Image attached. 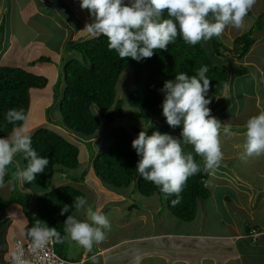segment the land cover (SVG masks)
Here are the masks:
<instances>
[{
    "label": "trees",
    "instance_id": "16d2710c",
    "mask_svg": "<svg viewBox=\"0 0 264 264\" xmlns=\"http://www.w3.org/2000/svg\"><path fill=\"white\" fill-rule=\"evenodd\" d=\"M263 15L264 12L259 18ZM257 26L260 27L256 20L250 29L236 36L232 48L213 37L210 40L209 54L201 43L190 45L178 36L175 43L167 46V50H156L151 58L141 61L132 58L121 60L116 52L109 51L107 38L103 35L78 42L71 41L69 50L73 49L79 56L70 57L64 63L63 88L60 97L55 96V100H59V113L64 127L69 133L79 137L74 140L68 138L56 127H37L31 135L32 147L38 155L48 158L49 164L45 172L37 174L33 182L43 192L33 206L27 194L0 199V210L19 204L27 218L25 233L39 220L42 226L54 227L62 237L65 236L64 221L75 210L72 208L73 201L75 197L85 195L71 183L54 186L53 179L58 172H62V179L84 181L89 167L84 168L78 177L67 173L79 166L81 150L77 141L82 139L89 147L86 150L90 152L89 160L91 159L95 176L108 188L127 189L134 183L137 194L143 197L162 195L165 207L175 217L185 222L193 221L198 213V201L207 200L210 196L206 186L209 173L204 170L202 157L193 152L201 170L188 179L181 193V202L173 206L171 201L175 199L174 195L161 192L137 172L140 157L132 147V141L142 130L147 135L160 131L177 137L174 129L167 123L154 122V118L163 114V84L166 80L174 79L176 74L185 72L192 76L201 66H207L209 92L215 95L222 92L230 77L234 79L245 75L249 66L235 62L234 58L242 59L249 52L255 42L252 35L255 28H259ZM125 66L133 67L132 88L126 92L125 98H118L116 86ZM47 83L45 76L25 68L0 65V137L10 135L14 127L6 122V112L9 109H23L27 116L31 103L29 90L44 88ZM124 104L128 105V110ZM239 106L236 110L242 108V104ZM123 118H129L133 122L141 119L148 126L144 129L134 126L129 130L123 124L113 125ZM99 134V139L93 142ZM188 151H193L191 145L185 146V152ZM23 161L26 167L27 160L24 157ZM7 179L12 177L6 175L5 181ZM65 204L69 205V212L60 215ZM56 245L57 243L55 250Z\"/></svg>",
    "mask_w": 264,
    "mask_h": 264
},
{
    "label": "clouds",
    "instance_id": "9594fccd",
    "mask_svg": "<svg viewBox=\"0 0 264 264\" xmlns=\"http://www.w3.org/2000/svg\"><path fill=\"white\" fill-rule=\"evenodd\" d=\"M256 3L257 0H80V7L87 9L93 18L84 28L90 38L103 35L107 38L109 51L116 52L121 60L141 61L151 58L156 50H167L178 36L185 43L196 45L222 36L229 26L245 30L246 17ZM208 71L207 66H201L192 76L180 72L163 84L162 113L170 127L182 125L180 138L160 131L147 135L142 130L132 141V147L140 157L137 172L161 192L174 195L173 206L181 202L188 179L201 170L193 152L202 157L205 171L215 172L224 157L221 136L234 138L240 135L231 125L221 123L211 115L208 107L211 99L206 98L210 90ZM224 87L225 91L217 98H230L228 86ZM5 120L14 127L10 136L0 137V188L6 186L5 176L18 154H23L27 166L21 168L18 162L15 163L11 176L21 183L35 181L37 174L45 172L49 164L48 158L38 155L32 147L31 135L22 126L26 120L24 110L9 109ZM243 136L242 160L264 156V112L247 119ZM188 145L193 151L185 152ZM89 168V172L94 173L92 167ZM72 208L77 214L84 213L86 219L69 214L64 221L63 237L56 228L42 226L39 220L27 230L25 235L31 239L32 252H39L49 244L63 243L68 238L91 251L94 245L107 238L106 233L112 230L110 221L106 215L88 206L84 196L75 197ZM66 212H69L67 204L61 208L60 215ZM262 233L251 227L248 237H255V242ZM141 259L136 255V264H140ZM92 260L96 264L95 256ZM10 264H28L22 246L18 245L10 253Z\"/></svg>",
    "mask_w": 264,
    "mask_h": 264
},
{
    "label": "crops",
    "instance_id": "0c3cea01",
    "mask_svg": "<svg viewBox=\"0 0 264 264\" xmlns=\"http://www.w3.org/2000/svg\"><path fill=\"white\" fill-rule=\"evenodd\" d=\"M10 1L11 2L7 5L9 7V12L7 13L8 19L13 8V1ZM24 1L27 8L28 2L31 3L34 12L41 16L42 13L40 12L42 10L38 7L37 3H41L45 7L51 6L55 3V0H37V2L35 0ZM63 1L66 2V0ZM262 2L264 6V0H262ZM16 7L19 8L17 5ZM261 10L264 12V8ZM25 11L20 10L16 16L18 18H21V16L23 17ZM258 12L259 11H255L253 13L257 19L263 14V12L260 14ZM3 15V4H1L0 18ZM252 25H254V23ZM28 26H35L36 29L39 30L35 33V39H27L21 45L19 49V57H21L22 60L33 58V54L30 53L31 47L29 48V52L26 51L29 44H34L36 45L35 47H37L42 41L46 42L50 37V33L45 32L47 28H40L39 26L34 24L31 25L30 23H28ZM81 26L83 25H80V27ZM230 27L231 26L225 29V34L229 33ZM7 30V39L2 38L0 41V65H9V63H7L9 61V42H14L13 37L9 40V22ZM78 30L79 29L76 31ZM247 30H241V33ZM231 31L232 27L230 33ZM239 31L240 30H237L236 32ZM257 34L258 33H254L252 36L254 37V35L256 36ZM233 35L234 34H232V36ZM236 36L238 35L233 37L230 44L226 43L228 47L232 48L231 45H233V40ZM258 36V39H255L254 42L256 45L252 46H254L255 53H257L258 57H260V61L263 63L262 55L264 53L262 52H264V49L259 50L257 48L259 47V43H262L264 46V31L261 30ZM221 37L229 40L224 34H222L220 38ZM252 46L247 54V59L249 57L248 55L251 54ZM2 57L6 58L7 61L2 60ZM247 65H251V67H254L255 70H257L256 75L252 77H255L254 80L259 81L260 84L257 85L252 92L251 90H253L254 87H251L249 93L243 92L242 98L245 97V102L242 101V108L236 110L237 118H234L235 115H231V117L229 116L223 122L226 125L237 127L235 128V131H238L240 135L226 140L225 144L229 145L235 151L229 156L224 155L223 160L225 161H222V164L225 162L228 163L229 160L233 163L235 162L237 165L234 164L235 166L233 165L230 169L220 167L215 172L207 171L209 177L206 181V186L210 191V196L207 200L198 201V213L195 217V219H197V227L195 231L192 233L188 231L174 232V226L177 228L178 222L173 220V217L175 216L165 208L172 216V218H168V213L163 211V204L158 194L156 195L159 196L160 200L152 198V206H154L153 214L150 215L147 212L145 214L140 210L141 213L139 212L137 215H134L131 211L135 204L132 205V203H130L126 207L119 204L120 202L128 201V199L131 200L132 192L134 191L132 189L126 190L124 193H117L115 191L114 193H111V196L105 197L102 203L98 204L96 211L102 212V210L109 204L108 202H116L119 206L113 204L108 207L110 211L116 209V211L120 212L119 216L121 217V220L117 222V224H120L119 226L116 225L120 234L116 236L108 235L103 243L94 245L91 251L84 249L78 253L76 249H74L73 251L75 253L72 257H64L61 255L62 257L72 260L84 259L83 264H88L89 261L93 264V256L96 257V264H136V255L142 257L140 264H158V260L160 264L163 262L165 264H175L180 262L189 264H264V182L258 183L253 180H247L246 178L249 175V177L258 176V178L264 180V156L254 159L250 158L246 161L240 158L244 145V125L247 119L260 112H264V77L262 76L264 74V68L260 62H256L253 59L247 60ZM6 181L9 182V179ZM102 189L103 187L99 185L98 190L102 191ZM153 195L149 197H152ZM91 197L92 202L94 201L93 198L95 195L91 193ZM7 198L0 195V199L2 200H6ZM90 204L92 205V203ZM12 206L15 205L12 204L0 210V264H9L14 240L26 236L24 228L27 223V218L25 217L21 206L16 211L10 210ZM143 206L148 207L147 204H144ZM109 210H107L106 213ZM209 210H212L213 213L211 221L208 220V216L206 217V213ZM126 212H128V214L125 215ZM79 215L81 219H86L84 213H80ZM195 219L193 221H195ZM131 225L135 226L130 227ZM128 226L129 228H127ZM251 227H255L263 233L257 238V241L251 243L249 246H240V242L246 244L244 240L248 239V229ZM168 228L170 229L168 230ZM159 239H165V243L169 245L171 250L173 249V240L175 242L180 241V244L186 247L185 251L187 249H193L194 253L197 255L191 256L190 254L188 257H179V259L175 260L172 255L171 257L163 256L158 254V251L156 250H154L155 252L147 250L143 251L139 246L146 241L153 242L158 241ZM124 245L128 246V250L133 249V254L129 256V258H121L115 261L119 253L116 252L114 254V259H111L110 252ZM190 245H193L194 248L190 247ZM201 245H205V247H199ZM207 245L210 246L207 248ZM211 246H214V248L212 249ZM214 251H216V253H214ZM108 253L110 254L108 255Z\"/></svg>",
    "mask_w": 264,
    "mask_h": 264
},
{
    "label": "rangeland",
    "instance_id": "374dc122",
    "mask_svg": "<svg viewBox=\"0 0 264 264\" xmlns=\"http://www.w3.org/2000/svg\"><path fill=\"white\" fill-rule=\"evenodd\" d=\"M12 11L9 14L8 19V12L9 7L7 6L11 1L10 0H0V5L3 4V13L4 15L0 18V41L2 38L7 39V25L9 22V40L11 37H13L14 42H9V65L7 66H13V67H22L29 71H32L36 74H40L45 76L48 79V83L44 88H32L29 90L30 97H31V103L30 108L28 111V114L26 116V120L23 123V127L27 129L32 135L33 131L40 126L45 127H56V129L60 132H62L66 137L75 139L76 137H79L76 134L69 133V131L64 127V123L61 120L60 113H59V100H55V96L60 97L62 88H63V65L66 62V60L70 57H78L79 54L75 52L73 49H70V46L72 44L71 41L78 42L79 40H85L87 38H90L89 34L84 30L86 23L92 22V17L90 16L87 9H81L80 7V0H66L64 2L63 0H55V3L51 6H43L41 3H37L38 7L42 10L40 13H42V16L34 12L32 9V4L28 2V8L24 0H12ZM37 2V0H35ZM127 2V0H125ZM262 0H257V3L253 7V9L248 13L245 23H246V30L249 29V27L256 22H258L257 27L255 28L256 31L254 33H258L256 36L254 35L255 39H258L259 32L262 30L264 31V16L257 19L256 16L253 14L255 11H259L258 13H262L264 6L262 4ZM19 6V8L16 7ZM27 8V9H26ZM23 10L25 13L23 14V17L18 18L16 14ZM28 23L31 25H37L40 28L44 27L47 30L45 32L50 33V37L46 42H41V44L36 45L29 44L26 48V51L29 52V48L31 47L30 53L33 54V58L25 60L20 55V47L21 45L27 40V39H35V33L39 30L36 29L35 26H28ZM80 25H83L80 27ZM79 29L78 31H76ZM231 29V27H230ZM223 33L224 36L229 39L222 38V41L220 37L218 39L224 43L225 46H228L226 43L231 42L233 37L235 35H239L241 33V30L239 32H236V29L232 28V31L230 33ZM75 32V33H74ZM74 33V34H73ZM243 33V32H242ZM253 33V34H254ZM73 34V35H72ZM232 34H234L232 36ZM201 45L204 47V49L210 54L211 48H210V41L207 43L201 41ZM264 44V43H263ZM254 46L256 43L253 44ZM230 46V45H229ZM232 46V45H231ZM252 46L251 54L248 55L247 59V53L242 59H235V62L240 63L248 67V71L245 75H242L241 77H236L234 79L229 78L228 81V88L227 91L229 92L228 99H225L223 97L217 98L221 96L222 92L225 91V88L222 90L219 94H212L211 92L207 93L206 98L211 99V103L208 105V107L211 109V115L216 117L223 123L229 116L235 115L234 118H237V112L236 108L239 109V104H241L242 101L245 100V97L242 98L243 91L244 93H249L251 87H254L252 91L255 90L256 86L259 85V81L254 80L252 76H255L257 73V70H255L254 67H251V65H247V60L253 59L256 62H260L261 65L264 68V54L262 55V61H260V57H258L257 53H255V48ZM258 47V46H257ZM230 48V47H229ZM259 50L264 49V46L262 43H259V47L257 48ZM251 50V49H250ZM249 50V51H250ZM264 53V52H262ZM251 56V57H250ZM233 57V56H232ZM49 59L47 61H44L42 59ZM2 60L7 61L6 58L2 57ZM223 60V59H221ZM216 61V60H215ZM223 63H226L223 60ZM227 64V63H226ZM133 67L132 66H125L122 76L119 79L117 83V97L118 98H125L126 92L132 88V81H133ZM264 77V74L262 75ZM254 81V82H253ZM255 83V84H254ZM245 102V101H244ZM124 107H126L128 110L129 107L127 104H124ZM154 122L157 124L167 123L166 118L163 116H158L157 118H154ZM116 124H123L126 126L129 130H132L134 126L144 129L148 126L146 122L143 120H138L133 122L129 118H123L118 119ZM237 127L232 126V129L235 131ZM175 131V134L178 138H180V133L182 131V125L177 126L176 128H173ZM10 135H7L5 137H8ZM101 135L99 134L96 138L93 139V142H96V140L99 139ZM230 139L227 136H221V143H222V151L224 155L229 156L231 153L235 151L233 148H231L229 145H226V140ZM238 139V138H237ZM80 146L81 155H80V162L79 166L76 169L67 171V173L71 176L78 177L81 172L84 170V168L91 166V159L89 160L90 152L86 149H89L87 143H84L82 139L77 141ZM95 147V145H94ZM96 148V147H95ZM225 161V160H223ZM19 163V166L21 168H25L24 161H23V154H18L15 158V162L12 166L9 167L8 175L11 176L12 171L15 169V163ZM235 162H231L228 160V163L225 162L221 164L220 167H226L227 169H230ZM237 165V164H236ZM235 166V165H234ZM219 167V168H220ZM218 168V169H219ZM238 169V167H237ZM90 171V170H89ZM62 172H58L54 179L53 184L54 186H58L63 183H71L74 186L78 187L84 192L85 198L88 201V206H90L94 211L97 210V206L99 203L103 202V199L105 197L111 196V193H114L115 191L117 193H124L126 190L132 189L134 192H132V199H128V201L120 202L119 204L122 206H128L130 203L132 205L135 204V206L132 208L131 213L134 215H137L140 210L143 211V213L146 214H153L154 206L152 198L161 199L162 195L157 196L154 194L152 197L146 198L139 194H137L134 190V183L131 184L129 188H119L117 190H113L112 188H107L106 184H104L100 179H98L94 173L88 172L86 175V178L83 182L81 181H74L72 179H62L61 177ZM12 177V176H11ZM60 177V178H59ZM247 180H253L258 183L264 182V180L257 177H249V175L246 177ZM6 186L4 188H0V195L6 197H10L11 195H20L23 196L25 194L30 196L31 205L33 206L36 200L38 199L39 195L43 192L41 188H39L34 182H25L21 183L19 180L9 179V182H5ZM99 185L103 187L102 191L98 190ZM91 193L95 195L93 198L94 201L91 202ZM129 196V194H128ZM125 197V196H123ZM130 197V196H129ZM128 197V198H129ZM159 199V200H160ZM162 204H163V211L168 213V218H172L170 215V212L166 211V207L164 206L163 196H162ZM92 203V205L90 204ZM109 204L102 210V214L106 215L108 220L110 221L112 225V230L110 232H107L106 235L110 236H116L120 234V231L117 229L116 225L119 226L120 223L117 224L118 221L121 220V217L119 216L118 211L115 210H109L108 206H111L113 204H116V202H108ZM144 204H147L148 207L143 206ZM15 206H12L10 210H17L20 208L19 204H13ZM118 205V204H116ZM119 206V205H118ZM109 210L107 213L106 211ZM141 213V212H140ZM74 215H77V218L81 219L79 214L73 211ZM128 214V212L125 213V215ZM208 216V220L211 221L213 218L212 210H209L206 213V217ZM85 219V218H83ZM173 220H176L178 222V226H174V232L176 231H188V232H194L197 227V219L193 222H185L181 221L175 217H173ZM135 225H131L130 227H134ZM129 228V226L127 227ZM170 228H168L169 230ZM209 229V228H208ZM134 233V232H132ZM176 237V236H174ZM248 239L244 240L246 244H243L242 242L239 243L240 246H249L251 243H254L255 237H247ZM104 242V241H103ZM102 242V243H103ZM138 245V243H137ZM142 250L152 251L154 250L158 251V254H161L163 256L172 257L176 260L179 259V257H188L190 254L191 256H196L197 254L194 253L193 249H187L185 251V246L180 244V241L175 242L173 240V249L171 250L169 248V245L165 243V239H159L158 241L153 242H144L139 245ZM207 245L206 247L208 248ZM127 245H124L122 247L116 248V250L111 251L108 253L110 254V258L114 259V254L116 252H119L116 260H119L121 258H129L133 254V249H127ZM190 247H193V245H190ZM198 247V246H197ZM199 247H205V245H201ZM194 248V247H193ZM213 249L214 246H211ZM74 249L78 253L84 250L83 247L78 245L76 242L72 241L70 238L64 240L63 243H57L56 245V252L60 254V256L64 257H72L74 255ZM127 249V250H126ZM216 253V251H214ZM190 256V257H191ZM163 262V261H162ZM88 264H91L90 261ZM158 264L159 260H158ZM162 264H165L164 262Z\"/></svg>",
    "mask_w": 264,
    "mask_h": 264
},
{
    "label": "built area",
    "instance_id": "2783aa9c",
    "mask_svg": "<svg viewBox=\"0 0 264 264\" xmlns=\"http://www.w3.org/2000/svg\"><path fill=\"white\" fill-rule=\"evenodd\" d=\"M252 233L253 236L256 235L254 231ZM30 244L31 239L29 237H19L14 240L12 248V251H14L18 245L22 246L24 249V258L28 261V264H83L84 262V259L72 260L60 256L55 250V243L47 245L44 249L36 253L31 251Z\"/></svg>",
    "mask_w": 264,
    "mask_h": 264
},
{
    "label": "bare ground",
    "instance_id": "6f19581e",
    "mask_svg": "<svg viewBox=\"0 0 264 264\" xmlns=\"http://www.w3.org/2000/svg\"><path fill=\"white\" fill-rule=\"evenodd\" d=\"M75 260V259H74Z\"/></svg>",
    "mask_w": 264,
    "mask_h": 264
}]
</instances>
